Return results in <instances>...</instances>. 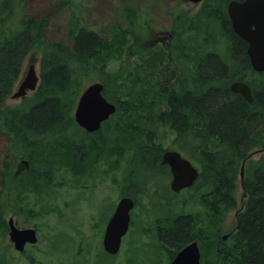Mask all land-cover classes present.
Here are the masks:
<instances>
[{
  "label": "trees",
  "instance_id": "16d2710c",
  "mask_svg": "<svg viewBox=\"0 0 264 264\" xmlns=\"http://www.w3.org/2000/svg\"><path fill=\"white\" fill-rule=\"evenodd\" d=\"M230 1L204 0L198 12H180L172 43L145 47V26L140 32L143 16L130 5L122 11L128 28L115 25L110 39L85 26L77 14L71 16L70 44L47 38L50 14L41 18L20 15L12 22L22 0H0V129L11 136L14 153L30 163L21 176H12L7 164L0 171V235L8 228L6 211H22L27 193L51 188L62 167L76 164L75 151L84 157V150L75 149L71 135L73 127L82 128L74 110L89 78L98 76L105 83L104 95L118 104L104 122L112 126L108 127L112 138L103 139L110 153H133L135 158L148 155L153 160L165 149L167 139L161 130L173 129L175 143L201 168L195 189L202 192L201 202L212 217L219 212L224 221L231 210L239 208L240 171L246 160L247 198L238 210L237 230L221 242L222 261L264 264V152L251 158L254 150L264 148V71L253 69L248 42L233 30L227 11ZM36 48L42 52L37 89L4 108L22 76L26 57ZM126 52L137 55L136 64L108 70ZM236 80L251 86L252 102L231 90ZM146 110L150 117L142 120L141 111ZM88 139L91 150L102 151L93 144L97 139ZM147 146L152 150L146 155L139 151ZM89 163L94 164L92 159ZM10 179L20 187L17 194L15 189L19 202L13 200V208L7 203ZM190 222L186 216L171 223L176 227L173 237H186Z\"/></svg>",
  "mask_w": 264,
  "mask_h": 264
},
{
  "label": "rangeland",
  "instance_id": "374dc122",
  "mask_svg": "<svg viewBox=\"0 0 264 264\" xmlns=\"http://www.w3.org/2000/svg\"><path fill=\"white\" fill-rule=\"evenodd\" d=\"M203 2L204 0L200 3L183 0H22V5L16 7L12 22H16L14 20L19 18L20 15L41 18L46 14H50L46 31L47 38L51 41L64 40L71 44L72 40L68 37V22L71 16L77 14L85 26L98 30L103 38L110 39L113 38V27L115 25L122 27L124 30L128 28L122 11L125 5H130L140 11L143 16L140 32L142 33V27L145 26L142 36L144 46L153 47L154 44H151V38L162 31L169 30L181 11L193 14L201 8ZM132 54L129 52L123 53L120 58H116L111 62L108 70L133 67L136 64L137 56H132ZM41 56L42 52L37 48L29 53L24 61L21 78L32 62H35L37 68L40 69ZM92 81H101V79L98 76L90 77L87 84ZM23 98L13 99L9 95L4 108L20 103ZM108 127L111 128L112 126L104 124L100 134L105 139L113 136ZM163 132L162 129V135ZM71 135L75 140V149L84 150V157H79L77 151L74 155L77 156L75 158L76 163L81 161L85 164L83 167H79L82 169L81 174L84 175L80 177L81 190L78 193L73 165L71 167L65 166L56 174L55 180L50 182L53 183L51 188L45 189L40 194L33 192L26 194L23 203L24 209L22 210L20 207L22 213L12 209L6 211L4 217L7 221L13 213H16L15 219L21 227L35 226L38 229L40 238L36 244H28L27 253L23 254L15 250L7 228L6 234L0 235V264H32L33 261L37 264H110L111 256L102 247L103 233L109 218L110 206L117 202V197L122 191L119 190L120 187L118 188V182L122 183L123 180L125 181L124 185L131 186L130 190L126 189V194L135 195L138 204L133 210L131 229L125 236L121 257L126 258L130 250L132 238L129 236L133 230V233L136 234L141 232L143 227L154 225L155 219L146 215L147 211L184 210L203 212L206 210L201 202L202 193L195 194L192 202L188 204L183 203L182 205V201L179 199L172 200L167 205L155 199L158 188L154 183L147 184L146 187L140 188L142 189L140 191L134 190L135 185L143 184L144 181H146V184L147 179H153L162 186L164 191H167L169 190L168 177L157 169L144 168L140 165L142 159L133 157V153L124 151L123 155L110 153L107 144L103 148L98 138L89 135V132L82 128L73 127ZM90 137L93 140L97 139L93 141V144L101 149V152L91 150L90 139H88ZM170 141L171 139H168L164 142L166 148L170 146ZM12 143L11 136L0 129V171L7 164L8 168L12 170L13 176L16 175L15 170L17 163L20 164L22 154L14 153ZM107 143L109 144V141ZM102 152L104 154L101 156ZM60 154H63V149L60 150ZM259 155V153H256L253 157L256 158ZM91 159L94 164L89 163ZM104 170L106 175L99 178L98 174ZM1 180L2 176L0 175ZM7 183L10 184L9 188L13 189V195H11L10 190L8 196L10 200L7 202L8 205H11L14 204L13 200L18 198L15 195V189L17 194L20 187L13 179L7 180ZM93 184H100L93 193L83 190L84 186H92ZM133 184L135 185L132 186ZM81 193L83 195L79 198L78 194ZM105 198L106 204L102 211L103 204L100 203L102 201L100 199L105 200ZM238 199L240 208L243 200L241 185L238 188ZM2 200V194L0 193V202ZM13 207L14 205H11L9 208ZM239 208L231 210L225 217L223 221L224 235L235 228ZM111 264H118V262L113 261ZM134 264H144V262L139 256L138 259L135 258Z\"/></svg>",
  "mask_w": 264,
  "mask_h": 264
},
{
  "label": "water",
  "instance_id": "95a60500",
  "mask_svg": "<svg viewBox=\"0 0 264 264\" xmlns=\"http://www.w3.org/2000/svg\"><path fill=\"white\" fill-rule=\"evenodd\" d=\"M200 3L203 0H187ZM228 14L234 31L248 42L247 53L251 65L258 72L264 71V0H231L228 3ZM159 40H155L157 43ZM40 82V71L37 64H29L25 75L16 84L11 98H23L34 92ZM231 90L239 93L248 102L253 101L251 86L243 81L236 80L231 83ZM105 84L101 81H92L80 93L74 110L76 123L89 132H96L102 128L103 122L110 119L116 112L117 105L104 95ZM264 152V148L256 149L251 153ZM164 163H169L172 168V188L180 190L193 185L199 176V169L191 160L182 156L177 150H167L163 157ZM28 164V160H23ZM245 164L243 161L240 171V185L243 189V200L247 196L245 188ZM135 201L131 196H124L118 202L116 211L109 220L104 234V248L110 253H117L121 247L122 238L128 232L131 221V210ZM244 203L242 204V208ZM9 237L17 251L26 250L27 244H36L39 235L36 227H18L13 216L8 220ZM229 234H225L226 239ZM172 264H200V249L198 243L192 242L186 246L175 258Z\"/></svg>",
  "mask_w": 264,
  "mask_h": 264
},
{
  "label": "flooded vegetation",
  "instance_id": "af4514ba",
  "mask_svg": "<svg viewBox=\"0 0 264 264\" xmlns=\"http://www.w3.org/2000/svg\"><path fill=\"white\" fill-rule=\"evenodd\" d=\"M187 1V0H183ZM190 2V1H188ZM228 7V5H227ZM200 9V8H199ZM228 11V9H227ZM186 12V11H185ZM198 12V10L196 11ZM194 12V13H196ZM183 13V11H181ZM182 15V14H181ZM180 15V16H181ZM229 15V14H228ZM180 16H178L177 19H180ZM230 18V17H229ZM231 20V19H230ZM232 24V22H231ZM174 24L171 26L169 30L162 31L158 33L155 37L151 38L152 43L151 44H165V45H170L175 38V32L173 30ZM233 27V26H232ZM234 30V29H233ZM237 34V33H236ZM155 40H159L157 43H155ZM134 56V54H132ZM137 56V55H135ZM173 62L176 61H172ZM105 84V83H104ZM231 88V87H230ZM118 106V104H116ZM142 113V120H145L150 117L149 110L141 111ZM104 127V122L102 125V128ZM102 128L99 131L96 132H89V135L96 136L98 138V141L102 143L103 148L105 142L103 141L104 137H102L100 134L102 133ZM163 138L165 139H171L169 142V145L167 148L162 150V153L157 154L153 160L147 156L145 157H140L142 159V162L140 165H142L144 168H150L152 170H159L163 174L167 175L168 180V186L169 190L164 191L162 186L155 180L153 179H147L146 184H140V185H135L134 190L140 191L146 187L147 184L149 183H154L156 185L157 192H156V198L160 203L162 204H167L172 202V200H179L181 199V203H190L192 202V199L194 198L193 196L195 194H200L202 192L197 191L195 189V184L199 178L196 179V182L193 183V185L182 188L180 190H174L172 188V181H173V173H172V168L169 163H164L163 162V157L164 153L167 150H177L179 151L183 157L188 158L189 160L192 161V163L199 169V175L201 172V168L198 165L197 162L192 160L190 157H188L185 152L175 143V138L177 136V133L169 128L166 131L163 132ZM150 147H140L139 151L142 152L143 154L146 155V152L150 151ZM152 150V149H151ZM104 153L102 152L100 155L102 156ZM137 158V157H136ZM23 160H28V158L21 157L20 164L16 167V175L21 176V174L28 170L30 168V163L25 164L23 163ZM137 160V159H136ZM155 160V162H154ZM29 161V160H28ZM79 162L76 164H73V173L75 176V182L77 186V191L81 190V179L80 177L84 176L81 174L82 169L79 168ZM108 172V171H107ZM123 173V171H121ZM108 174V173H107ZM106 175V171L104 170L102 173L98 174V177H104ZM125 177V176H124ZM20 180V179H18ZM125 181L123 180L122 183L118 182V188L119 190H122L121 193L118 195V200L115 202L112 206H110V210L108 212L109 218L107 220V223L104 228V233H103V240H104V234L106 231L107 224L111 217L113 216L114 212L116 211L118 202L120 199L124 196H131L134 201H135V206L134 208L137 207L138 201L136 199L135 195L131 194H126V189H130V187H127V185H124ZM132 185V186H133ZM100 184H93L92 186H84L83 190L88 191L89 193H93L94 190L98 189ZM140 186V187H139ZM124 193V194H123ZM135 194V193H134ZM83 194H78V197L82 196ZM107 198V197H106ZM106 198L105 200L100 199L102 206V211L105 207L106 204ZM189 200V201H188ZM195 203V202H194ZM131 210V221L129 225V230L131 229V224L133 220V210ZM146 215L154 217V225L151 227H143L141 229V232L139 233H133L129 236L132 238V245L130 247V250L128 254L125 257H121L122 251H123V246L125 242V236H127L128 232L123 236L122 238V243L119 251L117 253H110L105 250L104 244H103V249L104 251L111 256V263L113 261H117L118 264H134L135 258H141V260L144 262V264H172L177 255L190 243L192 242H197L199 249H200V264H223L222 261V244L221 242L223 240H228L231 238L233 233H231L226 239L224 238L223 234V219L222 216L219 212L215 214V217L211 216V213L207 210L200 212V211H184V210H166V211H158V212H151L147 211L145 213ZM11 216L16 218V213H13ZM10 216V217H11ZM190 216L191 217V222L189 223V232L186 237H183L181 239L179 238H174L173 237V230L176 228L174 225H171V223L175 224L176 220L180 217H186ZM9 217V218H10ZM16 224L18 227H21L17 219H15ZM35 227V226H34ZM37 229V228H36ZM186 229L182 230L185 231ZM38 231V229H37ZM181 231V230H180ZM217 233V234H216ZM8 234H9V223H8ZM10 238V237H9ZM40 238V236H39ZM13 243V242H12ZM14 245V244H13ZM28 246V244H27ZM26 246V248H27ZM23 254L27 253V249L22 252ZM110 263V264H111Z\"/></svg>",
  "mask_w": 264,
  "mask_h": 264
},
{
  "label": "bare ground",
  "instance_id": "6f19581e",
  "mask_svg": "<svg viewBox=\"0 0 264 264\" xmlns=\"http://www.w3.org/2000/svg\"><path fill=\"white\" fill-rule=\"evenodd\" d=\"M146 46H147V45H146ZM19 77H20V76H19ZM17 83H18V82H17ZM18 135H19V134H18ZM160 140H161V139H160ZM163 148H164V147H163ZM45 165H46V164H45ZM38 171H39V170H38ZM55 171H56V170H55ZM136 171H137V170H136ZM41 172H43V171H41ZM50 172H51V171H50ZM137 174H138V173H137ZM55 175H56V174H55ZM141 175H142V174H141ZM52 176H53V175H52ZM135 176H136V175H135ZM199 176H200V175H199ZM53 177H54V176H53ZM136 177H137V176H136ZM142 177H143V176H142ZM41 178H42V177H41ZM55 178H56V177H55ZM45 179H46V178H45ZM136 179H137V178H136ZM40 180H41V179H40ZM54 180H55V179H54ZM142 180H143V179H142ZM54 182H55V181H54ZM195 182H196V181H195ZM129 186H130V185H129ZM133 186H134V185H133ZM25 187H26V186H25ZM129 190H130V189H129ZM24 192H25V191H24ZM24 192H23V193H24ZM136 193H137V192H136ZM23 198H24V197H23ZM207 204H208V203H207ZM0 206H1V205H0ZM8 207H9V206H8ZM206 208H207V207H206ZM0 209H1V208H0ZM22 210H23V209H22ZM20 212H21V211H20ZM20 212H19V213H20ZM21 213H22V212H21ZM21 213H20V214H21ZM6 225H7V224H6Z\"/></svg>",
  "mask_w": 264,
  "mask_h": 264
}]
</instances>
